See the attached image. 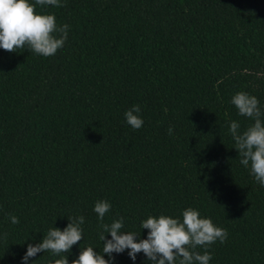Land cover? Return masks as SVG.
Returning a JSON list of instances; mask_svg holds the SVG:
<instances>
[{"label": "trees", "instance_id": "16d2710c", "mask_svg": "<svg viewBox=\"0 0 264 264\" xmlns=\"http://www.w3.org/2000/svg\"><path fill=\"white\" fill-rule=\"evenodd\" d=\"M61 3L36 7L69 26L54 56L0 48V264H22L28 244L68 217H84L68 264L89 246L103 254L98 200L112 205L104 223L123 218L138 239L147 217L182 219L191 207L228 233L209 264H264V187L229 132L253 123L231 103L237 92L264 112V0ZM134 105L140 129L125 119ZM113 257L151 264L142 252Z\"/></svg>", "mask_w": 264, "mask_h": 264}, {"label": "clouds", "instance_id": "9594fccd", "mask_svg": "<svg viewBox=\"0 0 264 264\" xmlns=\"http://www.w3.org/2000/svg\"><path fill=\"white\" fill-rule=\"evenodd\" d=\"M62 7L61 0H0V48L15 53L18 49H27L43 57L54 56L61 49L67 38L69 26L58 25L53 14H43L36 7ZM231 103L238 110V115L246 117L253 123L243 132L238 121H232L229 132L235 142V149L241 157L240 164L250 168V174L255 181L264 187V112L261 111L257 97L240 91L233 95ZM141 109L134 105L125 112V119L133 129H140L143 120L138 115ZM169 128V135L172 134ZM112 205L106 200H98L93 211L100 221L98 233L103 242V254H98L89 246L80 250L77 259L72 264H110L104 258L107 255L114 259L113 253H123L128 250L132 261L138 253H143L151 264H209L212 259L208 249L219 242L225 243L227 230L216 226L210 218L201 217L198 210L191 207L182 212V219L167 215L149 216L141 222V229H147V238L138 239L140 235L122 231L123 218L104 223L106 214ZM12 224L20 221L15 215L9 217ZM69 223L60 230L49 229L43 240L33 246L28 244L22 257V264H28L29 258L37 253L50 252L60 257L54 264H68L65 253H69L74 245L83 237L81 225L84 217H68ZM111 239H106V236ZM204 249L203 253L197 249Z\"/></svg>", "mask_w": 264, "mask_h": 264}]
</instances>
